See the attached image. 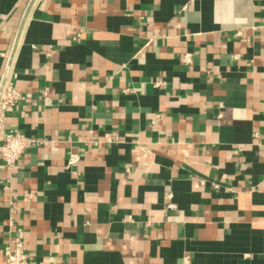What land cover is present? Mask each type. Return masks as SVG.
Listing matches in <instances>:
<instances>
[{
	"label": "crops",
	"instance_id": "crops-1",
	"mask_svg": "<svg viewBox=\"0 0 264 264\" xmlns=\"http://www.w3.org/2000/svg\"><path fill=\"white\" fill-rule=\"evenodd\" d=\"M14 44L0 264H264V0H0Z\"/></svg>",
	"mask_w": 264,
	"mask_h": 264
},
{
	"label": "built area",
	"instance_id": "built-area-1",
	"mask_svg": "<svg viewBox=\"0 0 264 264\" xmlns=\"http://www.w3.org/2000/svg\"><path fill=\"white\" fill-rule=\"evenodd\" d=\"M37 1V0H36ZM237 36H242L239 32ZM16 44L12 46L6 61L5 71L0 77V156L5 164L10 168H15L23 154L28 150L38 147L42 144V140L28 137L19 130L6 131V114L12 113L19 104L24 100V96L15 88L12 77L13 56ZM161 86V83H157ZM45 99H48L47 92H43ZM78 161L77 155H71L68 167ZM32 198V195H29ZM5 264H30L29 255L24 240L17 237L14 242L9 243L4 251Z\"/></svg>",
	"mask_w": 264,
	"mask_h": 264
}]
</instances>
